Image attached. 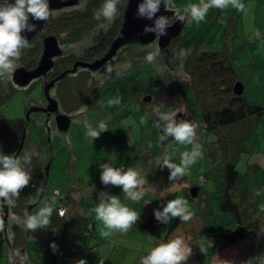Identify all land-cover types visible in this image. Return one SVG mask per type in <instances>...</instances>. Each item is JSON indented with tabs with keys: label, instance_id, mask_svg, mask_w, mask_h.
<instances>
[{
	"label": "trees",
	"instance_id": "obj_1",
	"mask_svg": "<svg viewBox=\"0 0 264 264\" xmlns=\"http://www.w3.org/2000/svg\"><path fill=\"white\" fill-rule=\"evenodd\" d=\"M9 2H14V0H9ZM102 2L103 0H77L71 6L51 10L50 18L44 22L40 32L29 41L30 47L22 50V60L18 63L19 66L24 65L27 69L35 67L41 53L42 38L50 34L56 36L58 44L61 46L80 47L78 54L71 52V55L61 57L54 63L52 69L47 73L52 78L63 70L70 68L77 59L90 62L94 58L100 57L120 29L123 11V8H121V15L105 30L101 25L107 24V22L103 20L97 21L93 16L94 11ZM212 9L214 10V8ZM192 26L197 28L198 24L195 23ZM199 42L201 40L195 39L191 43H185L183 35L180 33L165 46L168 56L177 49H182L179 53H183V69L187 75L184 76V80H181L182 76L180 74L170 75V77L180 81V84L186 85L190 89L192 100L191 102L184 101V110L190 116L191 122L197 125V137L199 138L202 134L201 131L199 132L200 128L203 130L202 135L204 133H213L217 135V141L221 147L223 146L224 150L221 166L219 168L215 167L214 174L216 176L214 180L216 182L213 184L214 189L212 191L205 190L202 186L205 185L207 177L204 174H199L198 177L201 176L202 180H198L200 186H197V191L188 190L184 196V199L194 201L197 204L196 212L199 211L204 214L207 213L208 201L213 198L216 199L218 202L217 216L220 217L224 214L225 217V219H221L224 222L222 229L217 230L216 227H213V229L204 228L203 230L197 231L193 229L191 231L193 239L197 241L196 245H193V251L195 249L197 255L208 257L210 253L208 249L210 251L215 249L221 251L243 241L244 245L248 244L245 246L246 249L240 256L239 262L246 255L245 261L257 256L264 259V255L261 256L264 253V172L260 173L264 169V165L258 160L260 153H264V151L258 147L256 131L264 107L263 105H254L248 102L243 92L241 94L233 92V85L237 79L235 69L231 64L232 52L227 41L223 38V51L200 49L201 45H197ZM131 48L134 47L126 46L118 51L115 58L105 63L97 71V74L100 75L93 76L89 69L78 67L75 72L68 73L56 81L50 91L58 99L62 109L70 113L82 107L87 106L90 108L100 105L98 99H92L96 94L97 87L92 88L91 86L95 85L96 82H100L105 76L109 77L108 73L105 72V66H112L114 63L117 65L120 62L118 60H125L127 56L131 57L130 59H134L133 56L135 55L138 56L139 60H142L146 52L151 49L149 46L148 48L150 49L144 48V54L141 55L139 52H135V50L139 51L137 48L130 50ZM124 72L125 70L122 69H113L110 80L104 83V86L110 87L115 81L120 82L121 76L119 75L123 76ZM88 78L93 83L89 87L86 84ZM150 79L149 90L155 87V83L161 82L158 74H155V77ZM9 88L14 89L13 87ZM165 92L166 96H171L176 91H172L168 86ZM93 93L94 95L92 96ZM147 97H151V95ZM130 98L144 101L141 97H137L136 94ZM2 99H4V95L3 97L0 96V102ZM196 110L199 118L195 116ZM17 120L20 121V119H6L1 116L0 112V142L2 145V138L7 139H5L3 147H5L4 150L9 151L11 154H14L17 150L22 129V124L20 122L17 123ZM233 133L237 142L234 149L235 153L232 158H229L226 156L227 150L225 151L226 146L228 147L229 144L225 142H228V137ZM44 136L42 132L39 140H33L32 136L29 137V145L27 146V143L24 142L21 151L18 153V156H22L24 151L35 149V151L40 153V156L32 158V163L29 166L32 178L29 186H26L20 192L19 197L15 201V206L5 203L8 215L4 222L3 230H0V259H2L6 249L10 248L12 253L17 252L14 256L16 258L18 255L17 261L27 257L28 261L34 260L35 262H42V264H76V261L80 259L86 260L87 264H113L118 262L120 257H125L128 251L130 252L133 249L128 250L127 246L120 244L121 236L134 237L136 233H139L138 230H144L153 236L154 242L148 251L146 250L147 252L141 251L143 255L138 256L140 262L141 258L146 256L159 243H166L173 231L184 228L191 221L184 222L180 221L179 218H173L172 222L166 227V233L162 234L163 223L155 219L153 210L148 211L144 206L143 200L147 198L134 202L126 199L125 193L118 186H105L100 179L95 182L89 181V184L94 183L96 188L95 191L89 190L85 196L77 195V193L75 194L72 191V193H67L64 197H61L60 190L55 189L48 201L50 203L52 199H55L57 207L52 212L49 226L45 229H40V232H46L47 236L55 243L58 248L56 251L58 252L53 250L46 258L42 255L38 259L32 257L29 245L32 241V232L23 223H20L18 218L24 220L26 219V214L30 212V209L27 208V201L28 195L32 190H40L41 194H43L42 189L48 178V172L40 170L41 165H39L45 148L44 141L47 139V136L45 138ZM248 140H251L249 144ZM246 141L248 142L245 143ZM46 143L47 147L51 145L49 144L50 140ZM241 158L246 164V169L243 172L236 167L237 161ZM105 160H103L104 163H107L108 161ZM108 163L114 168H121V166H117L112 162ZM128 168L123 167L122 169L126 171ZM133 168L135 169V167ZM152 170H154L155 175L151 176L156 181L158 180L157 188L165 189L163 197L168 199V201L176 199L175 192L168 188L169 182L166 180L168 178H166L167 168L161 171L158 164ZM250 174H253L256 179L254 187H251L250 184L244 185L243 178ZM102 191L107 192L109 196L119 197L123 205L139 214V220L127 232L121 233L108 229L104 223H100V220L96 218L94 209L100 203ZM151 204H156L155 209L162 210L160 201H157V198ZM31 205L35 206L33 203ZM60 208L63 209V215L58 212ZM11 215L17 217V220L8 225L7 220ZM226 225L230 227L225 228ZM6 227L14 228L15 233H6ZM99 229L101 231L107 230L106 235L102 236L99 234L100 236H98ZM199 245L204 246L202 254L199 253ZM117 256L119 258H116ZM119 263L121 264V262ZM133 263L139 264L132 260ZM201 264H206V261L203 260Z\"/></svg>",
	"mask_w": 264,
	"mask_h": 264
},
{
	"label": "rangeland",
	"instance_id": "obj_2",
	"mask_svg": "<svg viewBox=\"0 0 264 264\" xmlns=\"http://www.w3.org/2000/svg\"><path fill=\"white\" fill-rule=\"evenodd\" d=\"M199 2L200 0H173V3L176 4L181 14H183V9L185 7L190 4H198ZM239 3L243 5V9L233 7L231 4L223 9L214 8L213 10L210 8L204 20L199 23L186 19L181 34L183 35V41L185 43H191L195 39L201 40L197 45H201L200 49L203 50H222L224 38L232 52L231 64L235 69L236 79L243 84L244 97L248 102L254 105H263L264 107V0H239ZM195 23L198 24L197 28H193L192 26ZM149 47L151 49L148 47L146 48L150 49V51L153 50L151 46ZM135 48L137 47L131 48L130 50H134ZM79 50L80 47H69V51L72 53L78 54ZM137 50L139 51L135 50V52H139L141 55L144 54V49L138 47ZM181 50L177 49L173 54L169 55L168 60L166 56H162L157 59V62L152 64L146 63L142 57V60H139L138 56L135 55L133 56L134 59H130L131 57L127 56L125 60H118L120 61L119 64L115 65L114 63L112 68L116 70H125L124 75L126 76L119 75L121 76V81H115L110 87L104 86V83L110 80L111 77L105 76L104 79L100 82H96L95 85L92 86V82L88 78L86 82L88 87H97L98 89H96V94L92 99H98L100 105L90 108L87 106V108H80L79 111H77L80 114L74 117L66 132L57 130L55 123H51V137L44 141L45 148L42 153V160L39 164L41 165L40 170L48 172V178L42 189L43 194H41L40 190L34 189L28 195L27 208L30 209V212H28L27 215H35L45 203H49L48 199L52 196L55 189L60 190L61 197H64L67 193H72V191H74L75 194L77 193V195L83 196H85L89 190L95 191L96 185L94 183L89 184V181L95 182L100 179L101 169L99 165L102 164L105 159L117 166H121V168H132L134 166V162L132 161L134 157L154 150L158 154H163V157L167 154L171 157L173 162L177 164L180 163L181 154L185 151H191L193 145L177 143L172 137H169L167 141L161 142L159 137L162 135V130L154 126L158 120V116L153 112L159 107L162 109L161 112H169V109L172 110L169 106H166V108L163 107L165 103L173 102L175 97L174 94L168 98L165 95V90L168 86L172 91H179L180 99L181 97L184 99L183 102L185 100L186 102H191L192 100L190 89L186 85L180 84V81H176V79L170 77V75L173 76L174 74L179 75L185 73L183 69V53H179ZM21 60L22 57L20 56L16 64ZM97 73L98 72H92V75H100ZM155 74L160 76L161 82L155 83V87L153 86L154 88L149 90L148 86L151 83L150 78H154ZM183 78L184 76L181 77V80H184ZM102 81L103 83H101ZM2 87L0 96L2 95L3 97L4 95V99L0 102V112L1 116L6 119H25L31 105H37L42 100V82L39 81L25 89H17L15 87L14 89H10L9 87L5 88L4 82L2 83ZM145 92L147 93L145 94ZM131 94H136L137 97H141L145 101H141V99L137 101L134 98H130L132 96ZM150 95L151 99H148L147 96ZM128 96L130 97L127 98ZM115 100H118L119 103L109 104V101ZM191 106L194 108L193 105ZM181 111L183 110L175 107V112L180 113ZM184 113H186L185 110ZM195 114V116L199 118L197 110ZM263 115L264 109L261 117ZM29 116H31L32 119L31 122H28L26 128L27 146L30 143L29 137L32 136L33 140H39L41 138L40 136L43 132V128H41L42 126H37L42 125L44 120L43 113L41 112H31ZM142 119L144 120L143 123H141ZM101 122L105 123L109 130L101 133L98 139L92 140L87 135L86 124L96 128ZM17 123H19L18 120ZM40 130L42 131L41 133ZM139 131L143 133L138 135ZM200 131L203 134L202 128H200L199 132ZM202 134L196 141L202 145V156L197 159L195 164L189 167L187 174L179 182L174 183L168 180L169 170L167 169L166 180L169 182L168 188L175 192L176 198L184 199L185 193L188 192V190H192V184L198 185L199 174H204L207 177V181L202 187L209 191L214 189L213 184L216 182V180H214L216 176L214 174L215 167L219 168L221 166V160L224 158V150L222 148L223 146L221 147L217 141V135L213 133ZM46 135H48L47 131L45 132L44 138ZM141 136H143V138L138 145V147H140L138 151L135 147L137 144L136 137ZM234 138L235 134L233 133L228 137V142H225L229 144V146L225 148V151L227 150L226 156L229 158H232L235 153L234 149L237 141ZM5 139L2 138V145L0 142V152L3 154H11L9 151L4 150L5 147H3V144L5 143ZM48 140H50L49 144H51L49 147H47L46 143ZM248 141L245 143L248 142L249 144L251 140ZM152 157L156 161V164L162 160L157 156ZM141 162L146 163V159L141 160ZM236 167L241 172L245 171L246 164L243 162L242 158L237 161ZM149 175L154 176V170L146 172L145 176L148 177ZM243 179L244 185L250 184L251 187L255 186V177L253 174L247 175ZM185 182H189V184L186 185L184 184ZM153 195L157 198V201H160L161 208L168 202V199L161 198L157 193H153L152 188H147V191L145 190L141 200H143L144 197L150 199ZM162 196H164V193ZM145 201H147V199H144L143 203ZM187 201L188 211L193 214L192 219L184 228L182 227V229L179 228L178 231H173L168 241L179 236L184 239L187 245H190L193 240L191 233L193 229L198 231L204 228L213 229V227H216L218 230L224 227L222 226L224 222L221 221V219H225V217L224 214L220 217L217 216L218 202L216 199L213 198L208 201L209 205L206 214L199 211L196 212L195 210L198 208L197 204H195L194 201ZM31 203L35 204V206H32ZM56 207L55 202L53 210L56 209ZM16 220L17 217L11 215L7 220V224L10 225ZM172 220L167 224L163 223L162 234L166 233V227ZM100 223L103 222L100 221ZM228 227L230 226H225V228ZM106 231L107 230L101 231L99 229L97 235L104 236L106 235ZM9 232L15 233L14 228L6 227V233ZM30 232L32 231L30 230ZM31 238L32 241L29 245L32 257L38 259V257L42 255L46 258L50 252L53 251L51 245L55 243L47 236L46 232L41 233L40 229H38L32 232ZM119 241L120 244L127 246L128 250L131 248L133 249L130 252L128 251L125 257L119 258L117 256L116 258L124 260L121 261V264H132V260H134L133 257L143 255L141 251H148L154 242V238L151 234L141 230L139 233H136L134 237L121 236ZM196 243L197 241L194 239L193 245H196ZM57 249L56 247V250ZM244 249L245 247L238 251V256L233 257L234 255H232L230 257L233 260L231 261L232 264H237V259L239 260ZM56 250L55 252H58ZM232 251L233 250L230 249L224 252L225 256L223 252L220 251L216 256V262L219 261L223 263V260H226L228 254H231L230 252ZM192 252L195 258L190 263L188 259L186 264H201L200 260H202V257L208 264H215L212 259L208 261L207 257L197 255L194 251ZM16 253L17 252L12 253L10 248H7L2 259H0V264H14L13 258ZM27 261V257L22 258V264H42V262H35L34 260ZM113 264H118V262Z\"/></svg>",
	"mask_w": 264,
	"mask_h": 264
},
{
	"label": "clouds",
	"instance_id": "obj_3",
	"mask_svg": "<svg viewBox=\"0 0 264 264\" xmlns=\"http://www.w3.org/2000/svg\"><path fill=\"white\" fill-rule=\"evenodd\" d=\"M230 4L238 9H243L239 0H200L198 4H190L185 7L183 14H181L173 0H140L135 15L138 19L152 21L151 25H145L144 34L154 33L155 37H161L167 35V29L173 25V16L181 22L187 19L199 23L204 20L210 8L223 9ZM161 5L166 12H172L173 15L171 17L162 14L157 15L161 10ZM126 6L127 0H103L93 13L94 19L106 21L107 24L101 25L106 30L121 15V8H126ZM50 15L49 0H14V2L0 0V77H5L14 72L16 61L19 60L22 50L30 47L28 39L22 34L36 30V25L30 20L47 21ZM162 55L161 49L155 47L146 52L144 60L146 63L152 64L157 62V59ZM112 71L111 65L105 66V72L108 73L109 77ZM112 103H119V101H109V104ZM177 114V112L158 111V120L154 125L162 130V135L159 137L161 142L172 137L177 143L193 145L191 151H185L181 154L179 164L173 162L167 154L162 158V163L159 162L160 170L167 168L169 170L168 180L174 183L179 182L187 174L189 167L202 156V145L196 142L198 140L197 125L188 120H177ZM143 122L142 119L141 123ZM86 127L87 135L92 140L98 139L101 133L109 130L103 122L99 123L96 128L87 124ZM34 156H40V153L35 149L24 151L22 156L0 152V211H2L5 203L14 207L20 192L29 186L32 178L29 166ZM99 167L101 169L100 181L103 185L120 187L125 193L126 199L134 202L140 201L144 196L146 181L137 170L128 168L125 171L122 168H114L108 162L100 164ZM55 202V199H52L50 203H45L35 215L26 214V219L20 220L18 218V221L32 232L47 228L51 222L50 218ZM187 204L188 201L182 198L168 201L162 210H153L154 217L158 222L164 224L169 223L173 218H179L180 221L184 222L190 221L193 214L188 211ZM94 211L96 218L102 221L108 229L121 233L127 232L139 220V214L123 205L119 197L109 196L107 192L103 191L100 194V203ZM3 228L4 220L0 215V230ZM51 247L54 251L56 250L55 244H52ZM191 255V247L185 243L182 237L178 236L166 243H159L141 258L140 264H186ZM76 264H87V261L80 259L76 261ZM218 264H220L219 261ZM223 264H232V262L224 261ZM244 264H264V259L260 256L252 257Z\"/></svg>",
	"mask_w": 264,
	"mask_h": 264
},
{
	"label": "water",
	"instance_id": "obj_4",
	"mask_svg": "<svg viewBox=\"0 0 264 264\" xmlns=\"http://www.w3.org/2000/svg\"><path fill=\"white\" fill-rule=\"evenodd\" d=\"M76 2L77 0H49V6L51 10L61 9L63 7L71 6ZM139 2L140 0H127L126 8L122 9L123 11L120 29L118 30L116 36L112 39L111 43L107 47L106 51L102 54V56L94 58L90 62L77 59L72 63L70 68L63 70L54 78L47 81L46 75L48 71L52 69L54 63L61 57L71 55L69 47L59 45L56 36L50 34L45 35L42 38L40 47L41 53L35 67L27 69L23 66H18L15 68L14 72H12L9 80L11 84L17 89H25L32 83L41 79L43 94L46 100L45 106L43 108L30 107L25 119H29V113L33 111H40L41 113H43L44 122L42 125L37 127L43 126L44 135L47 131L48 135L46 136L49 138L51 137V122L55 123L57 130L66 132L74 117L80 114L77 112L79 110H75L70 113L64 111L54 94L53 96L50 95V88L55 84L56 81L60 80L66 74L75 72L78 67L89 69L91 72H97L105 63H108L111 59L115 58V55L118 51L124 49V47L126 46H133L137 48L139 47L140 49H144L148 46H152L153 48L159 47L163 53L162 56H166V59L168 60V54L165 50V46L169 44L172 38H175L181 33L184 21H178L176 20L175 16H173L172 18L174 20V23L170 28L167 29V35L165 36L155 37L154 33L144 34L143 29L145 25H151L152 21L147 19H138L136 17L135 13L137 4ZM161 14L169 17L173 15L172 12H166L163 8V5H161V10L159 13H157V15ZM30 22L36 25V30L33 32L22 33L26 36L28 41L32 40L33 37L38 32H40L45 21L30 20ZM185 75L187 74H180V76ZM233 92L241 94L243 92V84L239 81H236L233 85ZM148 99H150V97H148ZM177 117L178 119H184L190 122L192 121L190 116L186 113H179ZM26 135L27 133L23 131L17 150L13 155L18 156V153L20 152L26 139ZM191 191L196 192L197 187L193 186ZM0 215H2V218L5 222L8 215V209L7 207H5V205L2 208V213H0ZM14 264H22V260L20 259L19 261H14Z\"/></svg>",
	"mask_w": 264,
	"mask_h": 264
},
{
	"label": "crops",
	"instance_id": "obj_5",
	"mask_svg": "<svg viewBox=\"0 0 264 264\" xmlns=\"http://www.w3.org/2000/svg\"><path fill=\"white\" fill-rule=\"evenodd\" d=\"M230 18V17H229ZM177 93V91L175 92V94ZM178 93H179V91H178ZM151 99V98H150ZM145 101V100H144ZM174 102V101H173ZM173 102H167V104L165 103V105H163V107L164 108H166V106H169V107H171V109L172 110H170L169 109V112L171 111V112H175V106L173 105ZM161 112L162 111V109H161V107H159L158 109H156L153 113L154 114H156L157 115V112ZM256 131H257V138H258V147H260L263 151H264V115L262 116V117H260V119H259V122H258V125H257V128H256ZM143 132L142 131H139L138 132V135H141ZM142 138H143V136H141V137H136V140H137V144L135 145V147H136V150H138L139 151V149H140V147H138V145L140 144V140H142ZM152 156H157L159 159H162L163 158V154H158L157 152H155L154 150H151V151H148V152H146L145 154H140V155H138L137 157H134V159H132V161L134 162V166L133 167H135V169L132 167V169L133 170H137L139 173H140V176L143 178V179H145V181H146V183H145V185H144V189L147 191V188H149V189H151L152 188V190H153V193H157L158 195H160V197L161 198H164L163 196H162V194L163 193H165V191H164V189H160V188H157L158 187V180L156 181V179L155 178H153L151 175H149L148 177H146L145 175H146V172H150L156 165H158V164H156V161L153 159V157ZM147 157V158H146ZM143 159H146V163L145 162H141V160H143ZM258 160L260 161V163L262 164V165H264V153H260V155H259V157H258ZM136 162V163H135ZM138 162V163H137ZM103 163H104V161H103ZM161 163H162V160H161ZM261 172H264V169L263 170H261L260 171V173ZM255 181H256V179H255ZM184 184H189V182H185ZM200 183H199V181H198V185L197 184H192L194 187L196 186H200L199 185ZM185 186V185H184ZM144 198H147V197H144ZM151 200L152 201H154L155 200V198H154V195H153V197H151ZM150 199H148L147 198V201H145L144 202V206L146 207V209L148 210V211H150V210H154L155 208H156V204H154V205H152L151 204V201ZM139 231H141V230H138V232ZM194 240V239H193ZM193 240H192V242H191V244L189 245L190 247H191V249H192V251H193V247L195 246H193ZM250 243V242H249ZM248 243H246L245 245H244V242L242 241V242H239V243H237V244H234V245H232V246H229V247H227V248H225V249H223V250H221V252H223V254H224V252H226V251H228V250H233L232 252H230L231 254H228V258L226 259V260H223V262L224 261H228V262H231V261H233L230 257L232 256V255H234L233 257H236V256H238V251H240V249L241 248H243V247H245L246 245H247ZM142 249H144V248H142ZM245 249H246V247H245ZM244 249V250H245ZM194 252H195V249H194ZM208 252H210L209 253V256L207 257V259H208V261H210L211 259L214 261V263L215 264H218V262H216V256L219 254V252L220 251H218V249H215L214 251L212 250V251H210L209 249H208ZM193 253V252H192ZM222 254V255H223ZM264 255V253H262L261 254V256H263ZM224 256H225V254H224ZM247 256V255H246ZM246 256H244V258H243V260H242V262H239L238 261V259H237V264H244V261H245V259H246ZM136 258V259H135ZM135 258H134V261L136 262V263H139L140 264V262H139V257L138 256H135ZM195 258V256L192 254L190 257H189V263L193 260ZM191 259V260H190ZM229 259H231V260H229ZM204 259H203V257H202V260H200V262H202ZM121 262V261H124V260H119L118 259V262ZM120 264V263H119ZM133 264H135V263H133ZM206 264H208L207 263V261H206ZM220 264H223V263H221L220 262Z\"/></svg>",
	"mask_w": 264,
	"mask_h": 264
},
{
	"label": "flooded vegetation",
	"instance_id": "obj_6",
	"mask_svg": "<svg viewBox=\"0 0 264 264\" xmlns=\"http://www.w3.org/2000/svg\"><path fill=\"white\" fill-rule=\"evenodd\" d=\"M102 56V55H101ZM19 65V64H18ZM21 65V64H20ZM36 65V64H35ZM16 67H17V65H16ZM15 67V68H16ZM12 75V73L11 74H8V75H6L5 77H0V86L2 87V82H4V85H5V88H8V87H13L14 88V86L11 84V82H10V80H9V78H10V76ZM46 79H47V81H49L50 79H52V76H48V75H46ZM36 82H38V81H36ZM36 82H34V83H36ZM39 82H42L41 81V79L39 80ZM34 83H32V84H34ZM31 84V85H32ZM0 87V90L2 89ZM51 90V89H50ZM0 92H2V91H0ZM50 95L51 96H53V93L50 91ZM2 96V95H1ZM41 101H40V103L39 104H37V105H34V104H32L31 105V108L32 107H38V108H43L44 106H45V96H44V94H43V92L41 93ZM33 112H40V111H33ZM180 113H184V110L183 111H181ZM30 114V113H29ZM31 119H32V117L31 116H29V119H20V123L22 124V126H21V132H20V139H21V135H22V133H23V131H25L26 132V128H27V124H28V122H31ZM44 122V121H43ZM42 122V123H43ZM51 123H53V122H51ZM51 123H50V125H51ZM41 128H43V126L41 127ZM40 133H41V130H40ZM26 137H27V135H26ZM47 138H49V137H47ZM19 142H20V140H19ZM25 143H27L26 142V139H25V141H24ZM19 144V143H18ZM24 144V143H23ZM18 147V146H17ZM17 149V148H16ZM21 151V150H20ZM15 256V255H14ZM17 257H18V255H17ZM16 257V258H17ZM16 258H13V261H17V259Z\"/></svg>",
	"mask_w": 264,
	"mask_h": 264
},
{
	"label": "bare ground",
	"instance_id": "obj_7",
	"mask_svg": "<svg viewBox=\"0 0 264 264\" xmlns=\"http://www.w3.org/2000/svg\"><path fill=\"white\" fill-rule=\"evenodd\" d=\"M175 95V97H174V102H173V105L175 106V107H178V108H180V110H184V102H183V98L181 97V99H180V95H179V93H176V94H174ZM179 114V113H178ZM202 254V253H201Z\"/></svg>",
	"mask_w": 264,
	"mask_h": 264
},
{
	"label": "built area",
	"instance_id": "obj_8",
	"mask_svg": "<svg viewBox=\"0 0 264 264\" xmlns=\"http://www.w3.org/2000/svg\"><path fill=\"white\" fill-rule=\"evenodd\" d=\"M168 97H169V96H167V98H168ZM198 179H199V180H202V177L199 176ZM58 212L61 214V212H63V209L60 208ZM198 248H199V249H198V250H199V253H203V251H204V246H203V245H199Z\"/></svg>",
	"mask_w": 264,
	"mask_h": 264
}]
</instances>
